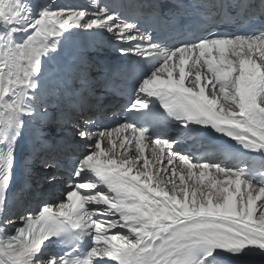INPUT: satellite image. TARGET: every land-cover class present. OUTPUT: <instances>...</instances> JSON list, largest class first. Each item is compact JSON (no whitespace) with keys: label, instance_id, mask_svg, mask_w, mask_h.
<instances>
[{"label":"snow or ice","instance_id":"6c2138e0","mask_svg":"<svg viewBox=\"0 0 264 264\" xmlns=\"http://www.w3.org/2000/svg\"><path fill=\"white\" fill-rule=\"evenodd\" d=\"M233 4L251 14L252 5L236 0L219 7ZM259 4L264 14V0ZM213 26L205 36L170 43L104 0L79 9L0 0V264H233L264 257V28L217 35ZM74 30L106 33L122 56L146 65L125 108L139 124L126 119L105 130L90 119L78 123L74 133L85 151L73 162L63 198L16 216L8 192L17 145L51 118L61 80L46 65ZM172 123L182 137L213 130L259 158L236 168L193 163L175 150L177 140H152ZM145 138L154 157L167 149V164L178 159L187 175L150 168L148 158L141 163ZM133 142L136 154L129 155Z\"/></svg>","mask_w":264,"mask_h":264},{"label":"bare ground","instance_id":"6f19581e","mask_svg":"<svg viewBox=\"0 0 264 264\" xmlns=\"http://www.w3.org/2000/svg\"><path fill=\"white\" fill-rule=\"evenodd\" d=\"M109 1L111 5L116 0H104V2ZM132 0H126V5H131ZM140 2V0H135ZM174 0H150L152 5H156L160 7V3L164 5L165 3H172ZM37 2L41 6H51L52 8H87L89 5L88 0H37ZM247 3L252 5V7L256 6L258 0H247ZM124 18L130 19L127 10H125L121 14ZM119 45L110 39L109 35L106 33H99V34H89L88 32H82L79 30H74L73 34L68 37L66 40L62 41L58 48L57 55L54 61H50L46 67L49 68L50 71L54 72L56 76L61 80V85L59 90L57 91L56 98H54L50 106L48 107V112L50 117L52 116H60L59 112H55L54 114L53 109L55 107H62L65 103V99L70 96L72 90L75 88L83 89L86 88L87 91H91L96 89L98 91H107L105 88L106 84L103 81L104 77H113L115 79L114 71L117 69H112V66L122 65V62L130 58L131 56H122L118 51ZM98 61L99 66H94L95 63ZM124 80H118V83L121 84ZM101 83L103 85H101ZM83 91V90H82ZM95 92V91H94ZM108 92V91H107ZM98 93V92H97ZM85 94V93H84ZM66 97V98H64ZM88 98V97H87ZM113 98V97H112ZM134 98V94H131L127 99H118L113 100L110 102L109 107L107 108L108 111H104L101 115L104 120H108L109 116L116 117L120 120L122 114L125 112V108L129 105L130 101ZM55 103V107L51 108L52 104ZM102 104V103H101ZM99 102L91 101L87 106V110L85 116L83 117L84 120L92 116L95 111L99 108ZM58 110V109H57ZM56 110V111H57ZM63 111V110H62ZM73 111V110H72ZM58 118V117H57ZM76 118V117H75ZM56 119V118H55ZM82 119V118H81ZM82 119V120H83ZM74 120V119H73ZM98 122L96 119H90ZM65 121V120H63ZM60 122V121H59ZM125 122L120 121V125ZM135 123V122H134ZM116 124V123H115ZM112 125V128H115L116 125ZM77 125V124H76ZM75 126H72L69 122H61L54 125H49L48 123L39 122L33 128L29 129L25 132L23 138L18 142L17 149H16V164L13 169V180L11 188L8 192V198L10 206L16 216L21 214H26L28 211H35L42 203H53L60 201V198L63 196L62 188H58L56 184L58 180H63V175H61V171H66L69 165L72 164V157L66 155L62 152L59 148H56L55 151L51 152L48 148L44 149V153L39 156L41 158L36 159L37 163L39 164L38 167L40 169H45L47 166L51 168H47L48 172H34L30 169L31 163H29V158L32 153L35 152L36 146L40 147L41 143H48L51 144L53 142L61 140H66L67 143H71L70 141H76V143H81L79 138L75 135V133L70 135V130H74ZM101 127V126H98ZM68 128V133L66 131H57V129H66ZM111 129V128H110ZM170 135L175 138H179L182 142L185 141L183 144L182 142L178 141V148L181 149L179 152L183 153V150H186L184 147H189V143H193L194 154L199 156L215 154L219 158H223L227 160L226 163L231 165V168L241 167L242 161L248 160L251 161L252 159L250 156L253 152H249L245 154L243 151H234L229 146L230 143L226 140L221 139L213 134H204L202 131L194 132L189 137H182L181 130L176 125L174 128L171 129L169 132ZM126 135H130V133H124ZM157 138H152L155 140ZM113 140H117V135L113 134ZM119 142V141H118ZM62 144V143H61ZM134 144V143H133ZM28 145L27 157L23 155V148ZM83 145V144H82ZM81 145V146H82ZM101 146L104 149L109 148L111 145L104 139L101 141ZM142 146L144 147V154L143 158H148L152 163H150L149 167H152V164L164 162L167 158V151L165 149L164 155L159 159L154 157L152 154V147L153 145L150 143L148 138L142 142ZM54 147V146H53ZM70 147V146H69ZM135 147V146H134ZM163 147V145H161ZM76 148V147H75ZM183 148V150H182ZM60 153H59V151ZM67 149V148H66ZM119 151V149H117ZM232 151V153H231ZM159 152V149H157ZM129 154L135 155V148L131 146ZM68 156V157H67ZM67 157V158H66ZM192 162L194 160H199V157H192ZM163 159V160H162ZM59 160L64 161L66 165L59 164ZM154 160H159V162H154ZM49 161L47 164L46 162ZM54 162L53 164H50ZM208 162V161H207ZM35 163V162H34ZM166 164V163H165ZM164 165V164H163ZM167 165V164H166ZM34 166V165H33ZM175 167L179 172L181 170L184 171L186 167H184L180 161L174 160L173 164L171 165ZM35 167V166H34ZM172 167V168H173ZM168 166H162V170H166L170 173L171 169ZM36 169V168H35ZM187 175V174H185ZM213 175H216L213 173ZM55 176L56 179L52 180L50 177ZM216 178L220 181H224L226 178L220 175H216ZM36 182H44L46 185L49 184V189L41 192V196H37L36 194H30L29 190L27 189H18L16 183L22 182V185H26L24 183L30 184L32 180ZM209 182V178H205L204 185L206 186ZM178 183V179H177ZM191 183V181H189ZM59 185V184H58ZM46 188H40V190ZM245 189L242 186V191ZM25 197H29L30 199L26 200ZM25 199V202L22 200ZM36 199V200H35ZM39 199V203L36 202ZM27 201V202H26Z\"/></svg>","mask_w":264,"mask_h":264},{"label":"rangeland","instance_id":"374dc122","mask_svg":"<svg viewBox=\"0 0 264 264\" xmlns=\"http://www.w3.org/2000/svg\"><path fill=\"white\" fill-rule=\"evenodd\" d=\"M94 66H96V67L99 66L98 61L95 63ZM109 99H112V98L111 97L109 98L108 95L105 92L98 91L97 88L93 89L91 91H87L85 87L83 89L75 88V90H72V92L70 93V96L68 97V99L67 98L65 99V103H64V105L62 107L58 108V107H55L56 106L55 103L52 104L51 108L53 109V107H55V110L53 109L54 114H56L55 112H59L60 114L61 113L62 114L60 116H55L54 115L50 119H45L43 121V123H48L49 125H51V124L54 125V124H58V123H61V122H69L72 126H76V124L81 123V122L84 121L83 117L85 116V113H86V110H87L86 108H87L89 102H91V101H99V103H100V107L98 108V110H96L95 113L92 116L87 118V119H94V118H97L98 116H100L104 111H108L107 108L109 107V105H111L110 102H108ZM63 120H65V121H63ZM118 125L119 124H117L116 127ZM63 130L64 131L67 130L66 132L68 133L69 129L68 128L62 129V130L61 129H57V131H63ZM73 133H74V130H70V135L71 136H72ZM158 138L159 139H175V140H177V144H178V141L182 142L181 140H178L179 138L172 137L169 134H167L166 136L165 135H160ZM70 142L71 143H67L66 140L63 141L61 139H59L58 141L53 142L51 144L42 142L40 147L36 146V152H34L29 158V163L32 162L31 163L32 165H30V169H29L30 171L33 170L34 172H48L47 168L50 165L47 166L45 169H40V167H38L39 164L37 163V160H36V159L41 158L39 156H41L44 153L43 151H44L45 148L49 147L48 149L51 152L55 151L56 148H59L66 155L71 156L72 157V161H71L72 164L69 165L68 169L66 170L68 172L66 173L64 171H61V173H60L61 175H63L62 176L63 180H61V181L58 180V183H54V184H56V186L58 188H62L63 192L65 191L66 187L68 186L69 179H71V175L70 174H71L72 169L74 167V163L73 162L80 156V154L82 152L85 151V145H84V143L81 140H80L81 143H78V144L76 143V141H70ZM117 143H119L118 140H117ZM182 143L184 144L185 141H183ZM177 144L174 147H175V150L177 152H179L181 149L178 148ZM189 144H190L189 147L188 146L184 147V148H186V150H183V148H182V150H183V154L189 155L191 157H194V156L195 157H199L198 158L199 160H194L193 163H203V162H207V161L208 162H213V163H221V162H223L222 166L231 167V165L229 163H226L227 160H225L223 158H219L215 154H209V155H204V156H201V155L199 156V154L198 155L194 154V151L192 152V150H194L196 147L193 149V143H189ZM134 146H135V143L132 144L133 148H135ZM59 149H58V151H59ZM27 151H28V145L23 148V155L26 156V157H27ZM166 151H167V149H166ZM59 153H60V151H59ZM129 155H131V154H129ZM177 161H178V159H177ZM154 162H159V160L158 161L154 160ZM46 163L48 164L49 161H47ZM141 163H142V160H141ZM165 163L167 164V158L164 160V162H160L161 165H159V163H154V164H156L157 167H160V168L162 166H168L170 168L173 167V166L168 165V164L166 165ZM50 164L54 165V162H51ZM59 164L66 165V163H64V161H62V160H59ZM49 168H51V167H49ZM183 172H184V174H187V169H184ZM179 173L180 172L177 170V176L179 175ZM50 177H52V176H49L47 178L49 179ZM24 184H26V185L23 186L22 182H17L16 183L17 188L19 190L22 189V188H24L26 190L28 189L30 194H36V195L38 194L37 195L38 197L41 196V192L49 189V187H50L49 184L46 185L43 181L42 182H36V179L32 180V182L30 184H28V183H24ZM40 188H46V189L40 190ZM62 198H63V196L60 198V200ZM25 199L28 200L30 198L29 197H25ZM25 199H23L22 201L25 202ZM36 202L39 203V199Z\"/></svg>","mask_w":264,"mask_h":264}]
</instances>
